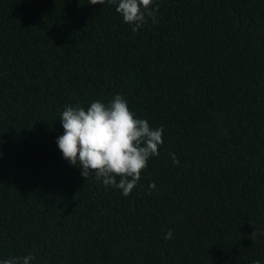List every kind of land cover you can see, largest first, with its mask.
I'll list each match as a JSON object with an SVG mask.
<instances>
[{
	"label": "trees",
	"instance_id": "16d2710c",
	"mask_svg": "<svg viewBox=\"0 0 264 264\" xmlns=\"http://www.w3.org/2000/svg\"><path fill=\"white\" fill-rule=\"evenodd\" d=\"M117 4L0 0V261L262 263L264 0H153L135 32ZM116 95L164 128L127 197L57 144Z\"/></svg>",
	"mask_w": 264,
	"mask_h": 264
},
{
	"label": "clouds",
	"instance_id": "9594fccd",
	"mask_svg": "<svg viewBox=\"0 0 264 264\" xmlns=\"http://www.w3.org/2000/svg\"><path fill=\"white\" fill-rule=\"evenodd\" d=\"M117 4V0H109ZM153 0H118L115 8L123 21L132 25V31H138L151 18L156 21V10L150 8ZM91 5H103L105 0H88ZM63 135L57 138V144L63 157L72 165L81 167V175L87 178L95 175L105 187L112 186L121 190L127 197L141 178V172L148 166L153 156L159 155V146L163 141V126L152 128L145 119H137L121 95H116L106 105L96 100L85 109L67 106L60 115ZM174 164L179 160L170 153ZM119 177V180L117 179ZM156 188L153 182L149 193ZM253 235V234H251ZM256 235L264 236V232ZM173 237L169 229L165 240ZM253 239H255L253 235ZM35 257L31 254L9 258L0 264H30ZM254 264H261L255 261Z\"/></svg>",
	"mask_w": 264,
	"mask_h": 264
},
{
	"label": "water",
	"instance_id": "95a60500",
	"mask_svg": "<svg viewBox=\"0 0 264 264\" xmlns=\"http://www.w3.org/2000/svg\"><path fill=\"white\" fill-rule=\"evenodd\" d=\"M260 232H264V230H260ZM256 233H258V232H255V233H254V237H255V239H256L257 241L264 242V241H262V240H260V239L258 238V235H256ZM261 264H264V260H263V262H262Z\"/></svg>",
	"mask_w": 264,
	"mask_h": 264
}]
</instances>
